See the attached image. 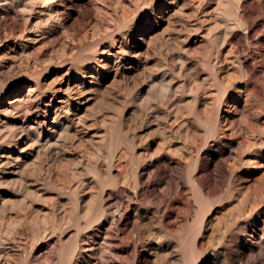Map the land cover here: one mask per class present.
Segmentation results:
<instances>
[{
	"label": "rangeland",
	"instance_id": "374dc122",
	"mask_svg": "<svg viewBox=\"0 0 264 264\" xmlns=\"http://www.w3.org/2000/svg\"><path fill=\"white\" fill-rule=\"evenodd\" d=\"M0 264H264V0H0Z\"/></svg>",
	"mask_w": 264,
	"mask_h": 264
}]
</instances>
